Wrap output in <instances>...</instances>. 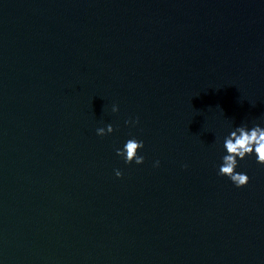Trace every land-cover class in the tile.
<instances>
[{
  "label": "water",
  "instance_id": "95a60500",
  "mask_svg": "<svg viewBox=\"0 0 264 264\" xmlns=\"http://www.w3.org/2000/svg\"><path fill=\"white\" fill-rule=\"evenodd\" d=\"M258 120L264 0H0V264H264Z\"/></svg>",
  "mask_w": 264,
  "mask_h": 264
},
{
  "label": "clouds",
  "instance_id": "9594fccd",
  "mask_svg": "<svg viewBox=\"0 0 264 264\" xmlns=\"http://www.w3.org/2000/svg\"><path fill=\"white\" fill-rule=\"evenodd\" d=\"M111 111L116 113L118 107L113 105ZM126 125L132 123L133 126L139 121L125 122ZM264 121H256L251 126L248 123H242L236 126L234 130L223 138V155L222 163L218 170V175L226 177L236 188H242L247 185L249 177L247 174L237 172L238 162L245 158L255 157L257 164L264 166ZM113 127L107 125L106 128H98L97 136L111 135ZM144 149V142L137 140L135 137L128 139L122 146L116 150V155L120 157L126 165L135 163L139 166L144 163V156L138 153ZM154 167L159 166L157 160ZM122 173L119 170L115 171V176L119 179Z\"/></svg>",
  "mask_w": 264,
  "mask_h": 264
}]
</instances>
